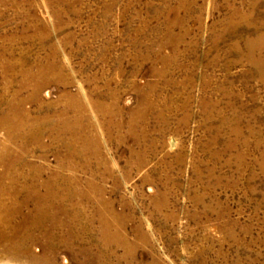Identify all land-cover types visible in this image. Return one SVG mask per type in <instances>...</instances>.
I'll use <instances>...</instances> for the list:
<instances>
[{"label":"rangeland","instance_id":"374dc122","mask_svg":"<svg viewBox=\"0 0 264 264\" xmlns=\"http://www.w3.org/2000/svg\"><path fill=\"white\" fill-rule=\"evenodd\" d=\"M251 56L264 62V0H0V119L24 73L47 61L67 83L25 84L30 117L55 115L65 92L83 107L68 115L85 126L73 166L51 127L36 143L0 125V174L14 155L17 176L61 174L92 195L74 200L89 222L72 249L31 253L45 264H264V64ZM100 197L124 242L102 239Z\"/></svg>","mask_w":264,"mask_h":264},{"label":"bare ground","instance_id":"6f19581e","mask_svg":"<svg viewBox=\"0 0 264 264\" xmlns=\"http://www.w3.org/2000/svg\"><path fill=\"white\" fill-rule=\"evenodd\" d=\"M251 47H255L254 40L247 41V48L251 49ZM250 58L257 65L264 64L261 60L254 59V56ZM64 73L60 64L48 61L38 64L35 70L24 73L25 78L23 81L21 80L19 88L12 94V100H6L10 115L8 112L4 114L0 119V125H6L12 136L21 135L23 137V133H25L29 141L36 143L43 130L51 127L55 140L67 148L69 155L66 159L70 163L68 165L73 166L71 163L73 160L72 147L76 141H79L74 138V133L77 134V129L82 127L85 129L83 124L68 119L70 111H82V106L74 104L76 96L65 92L61 95L64 106L55 115L34 118L30 117L28 111L24 109L23 99L17 97V93L27 83L33 85L34 93H37L44 84L52 79L65 81L66 84ZM142 103L140 109L144 115L152 103L146 98ZM16 160L17 158L11 155L10 161L6 164L7 173L0 174V262L5 261V264H45L40 260V256L31 253L32 247L40 244L43 253L49 251L56 253L59 246L68 250L72 249L77 240L85 233V225L89 222L88 217L81 211L78 204H74V200L80 202L82 195L87 197L90 192L87 189L85 191V189L77 188L73 179L69 181L59 179L61 174H58V177L55 175L54 179L50 181L36 180L35 176L30 179L22 177L25 175L17 176L15 174L17 171L15 173L13 171ZM109 203V200L102 197L97 199V205L100 206L97 213L102 239L105 241L114 240L112 238L116 236L118 242H124L122 234L117 228L119 217L117 218L118 215L111 210ZM111 227H113L114 235L110 231ZM34 257L35 260H32ZM64 259L69 263L67 257ZM98 263L101 262L98 260ZM51 264H55V262H51Z\"/></svg>","mask_w":264,"mask_h":264}]
</instances>
